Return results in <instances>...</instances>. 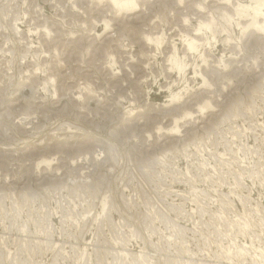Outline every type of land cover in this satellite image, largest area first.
I'll return each mask as SVG.
<instances>
[{
	"label": "rangeland",
	"instance_id": "obj_1",
	"mask_svg": "<svg viewBox=\"0 0 264 264\" xmlns=\"http://www.w3.org/2000/svg\"><path fill=\"white\" fill-rule=\"evenodd\" d=\"M0 264H264V0H0Z\"/></svg>",
	"mask_w": 264,
	"mask_h": 264
}]
</instances>
